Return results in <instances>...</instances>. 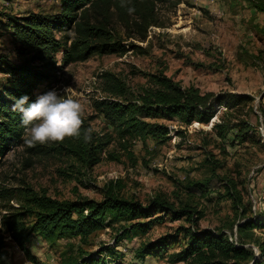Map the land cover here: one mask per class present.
I'll use <instances>...</instances> for the list:
<instances>
[{"label":"rangeland","instance_id":"374dc122","mask_svg":"<svg viewBox=\"0 0 264 264\" xmlns=\"http://www.w3.org/2000/svg\"><path fill=\"white\" fill-rule=\"evenodd\" d=\"M58 8L54 0H0V93L7 71L22 61L16 53L8 16L53 13ZM159 14L163 27H149L140 42L125 37L123 29L116 27L117 37L127 49L124 53L94 54L69 63L34 88L35 100L51 89L71 86L73 94L83 97L82 131L94 129V144L104 135L111 140L97 154L99 161L90 166L65 148L66 140L72 138L33 147L21 139L0 155V238L8 264L33 263L5 232L7 219L20 222L25 244L38 264H184L170 263L168 258L186 242L183 229L220 231L237 244L241 239L236 225L248 218L257 221L252 231L264 238V0H181L175 9H160ZM104 72L120 80L125 89L122 97L109 98L101 91L100 74ZM159 73L201 93L244 94L251 100L238 110L229 108L226 114L224 103L215 105L214 116L205 125H182L162 117L146 119L166 126L168 137L148 136L143 142L125 137L128 146L123 149V142L95 108V102L132 101L147 86L149 75ZM226 119L250 125L245 141L233 137L236 128L226 131L224 138L211 129L213 122ZM37 148L42 152H36ZM108 153L117 155L118 160H112ZM115 180L122 184L121 197L151 205L148 219L159 217L152 220L145 234L119 235L129 222L115 219L107 224V218L100 229L84 238L42 240L30 232L34 217L27 197L45 195L78 204L100 201L103 187ZM226 183H232L240 197L237 207L226 193ZM158 196L171 203L172 210L198 211L200 217L193 212L192 224L185 214L174 217L171 212L160 211L151 204ZM242 208L246 210L244 217L239 215ZM162 237L164 246L160 249L153 247L142 256L136 254L144 244ZM248 245L257 254L256 247Z\"/></svg>","mask_w":264,"mask_h":264},{"label":"trees","instance_id":"16d2710c","mask_svg":"<svg viewBox=\"0 0 264 264\" xmlns=\"http://www.w3.org/2000/svg\"><path fill=\"white\" fill-rule=\"evenodd\" d=\"M59 8L53 13L30 12L22 17L8 16V24L12 27L11 34L16 43V53L22 61L8 71V77L2 85L0 93V155L9 147L20 143L24 134L21 125V114L12 110L13 102L22 95H28L30 102L34 101L33 90L41 82L50 80L54 71L69 63L83 61L94 54H121L127 49L117 37L116 27L123 29L125 37L143 41L149 27H163L159 10H173L181 0H54ZM122 3L125 6H121ZM135 12L131 15L128 8ZM8 25V26H9ZM55 33L59 36L55 37ZM129 46L137 47L129 44ZM59 54V60H56ZM101 91L109 98L122 97L125 89L120 80L113 74H100ZM148 84L132 101L101 99L95 102V108L112 126L114 133L120 139V146L126 149L128 142L125 137L144 141L150 136L154 139L168 137L166 126L150 122L146 119L166 118L175 120L182 125L192 122L209 123L214 116L215 105L224 103L229 108L240 109L251 98L244 94L225 93L214 96L212 92L201 93L192 86L181 87L169 77L159 73L149 75ZM236 128L233 135L238 142L247 139L250 125L247 122H230L228 119L213 122L211 129L220 138L226 131ZM83 132V131H82ZM179 134V133H178ZM68 139L65 145L70 153L87 166L99 161L98 153L110 142L109 135L97 137L94 142H85L83 135L79 139ZM64 147L63 145H59ZM42 148V147H41ZM40 148V149H41ZM54 148V147H51ZM56 148V147H55ZM37 148L36 152H42ZM130 154V153H127ZM112 160H118L117 155L108 153ZM119 180L108 181L103 187V197L100 201L83 200L81 204L69 200H56L45 195L27 197L34 221L29 228L42 240H52L63 236L84 238L102 226L105 218L107 224L115 219L128 221L120 234H145L152 223L159 217L148 219L151 205L141 204L124 199L119 195L121 188ZM226 193L236 204L240 203L235 187L225 184ZM203 192H206L204 190ZM152 206L160 211L171 212L174 217L180 214L186 216L192 224L200 212L189 210L186 213L172 210V204L161 197L151 201ZM246 210L240 211L244 217ZM147 219L146 221H137ZM5 232L24 252L28 260L38 264L25 244V234L20 222L14 219L5 221ZM258 225L252 218L236 225L240 237L237 244L228 241L223 232L210 229H183L186 242L177 251L168 254L169 262L184 264H264V238L258 237L252 231ZM144 244L137 255L142 256L147 249L163 247L161 239ZM246 240L245 242L243 241ZM246 244L247 246H245ZM256 247L253 253L250 245ZM0 264L7 263V253L0 238Z\"/></svg>","mask_w":264,"mask_h":264},{"label":"clouds","instance_id":"9594fccd","mask_svg":"<svg viewBox=\"0 0 264 264\" xmlns=\"http://www.w3.org/2000/svg\"><path fill=\"white\" fill-rule=\"evenodd\" d=\"M134 12V8H128L129 15ZM12 110L21 114V125L25 129L22 139L29 147L63 142L65 138L79 139L81 135L85 142L91 141L94 129L89 127L82 132L83 97L73 94L69 85L60 90L51 89L31 102L28 95H22L14 100Z\"/></svg>","mask_w":264,"mask_h":264},{"label":"water","instance_id":"95a60500","mask_svg":"<svg viewBox=\"0 0 264 264\" xmlns=\"http://www.w3.org/2000/svg\"><path fill=\"white\" fill-rule=\"evenodd\" d=\"M252 263V261L250 262V264Z\"/></svg>","mask_w":264,"mask_h":264}]
</instances>
